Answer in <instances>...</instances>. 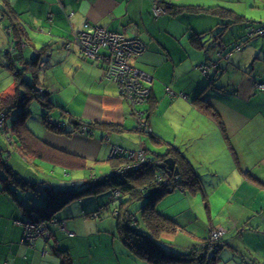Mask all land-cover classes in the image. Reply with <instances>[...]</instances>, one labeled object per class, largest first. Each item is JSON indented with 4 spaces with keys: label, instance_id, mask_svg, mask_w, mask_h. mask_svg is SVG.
<instances>
[{
    "label": "crops",
    "instance_id": "obj_1",
    "mask_svg": "<svg viewBox=\"0 0 264 264\" xmlns=\"http://www.w3.org/2000/svg\"><path fill=\"white\" fill-rule=\"evenodd\" d=\"M195 3L194 0H0V8L6 10L4 14L0 11V95L13 93L16 87L23 94L31 93L33 86L38 95L47 96L48 102L38 101L53 108L52 114L47 110L53 119L59 107L71 105L75 100L84 104L83 94L90 92L98 100L87 105L85 117L70 113L77 125L59 120L63 133L49 130L45 120L34 128L27 121L32 140L40 141L36 144L38 149L34 152L26 147L25 152L15 145V153L10 156L16 160V166L7 165L26 182L44 189V196L50 190L82 188L91 179L110 176L124 160L128 162L129 152L144 149L147 158L154 161L157 155L166 153L164 149L174 150L178 152L177 158L184 157L192 168L197 160L209 170L200 178L199 187L169 192L158 204V211L183 230L166 237L162 244L171 252L182 253L197 246L200 240L209 239L213 230L222 229L226 236L233 233L238 239L237 255L243 263L262 264L259 252L264 250L258 242L244 246L243 241L244 237L264 235V90L259 88L264 85V37L255 34L259 23L264 22L245 16L264 6V0H251L243 4L245 13L235 9L231 18L226 19L222 18L220 4L204 3L202 7L197 5L201 7L198 13L178 16L166 9L167 4ZM155 5L165 12L156 16ZM85 23L138 37L146 44V52L132 62L152 78L147 82L151 97L138 107L149 125V133L138 134L137 113L120 95L118 87L105 78L103 63L86 60L76 51L75 33ZM205 66L209 67L207 76L201 71ZM81 70L86 77L84 84L77 77ZM16 71L21 73L22 82H17ZM129 118L137 123H129ZM8 119L0 128L6 127L4 132L15 137ZM84 119L93 123H83L90 126L92 134L74 132ZM152 136L158 138L161 147L150 156L147 138L155 141ZM112 146L127 153L114 158L110 155ZM183 146L185 156L181 152ZM3 147L0 139L1 157ZM31 157L75 170L86 167L88 161L110 165L101 167V171L96 167L88 179L64 183L52 176L30 175V169L22 165L30 164ZM30 165L40 168L34 162ZM0 174L5 175L2 167ZM17 187L6 188L0 182V264H95L97 243L88 238L94 234L100 237L105 234L106 241L100 240L99 246L115 250L120 239L108 217L117 221L114 210L118 204H108L109 208L99 215L84 216L104 202L101 200L70 203L69 209L66 206L55 215L57 223L49 227V236L25 242V223L32 220L30 214H35L27 212ZM41 195L36 197L42 202ZM121 254L115 264H128L133 257L125 245ZM114 257L112 252H105L104 264H113Z\"/></svg>",
    "mask_w": 264,
    "mask_h": 264
},
{
    "label": "trees",
    "instance_id": "obj_2",
    "mask_svg": "<svg viewBox=\"0 0 264 264\" xmlns=\"http://www.w3.org/2000/svg\"><path fill=\"white\" fill-rule=\"evenodd\" d=\"M166 9L171 15L178 16L182 13H198L201 7L167 4ZM0 11L4 14L6 10L0 8ZM263 26L264 23H259L258 28ZM15 77L17 82L23 81L21 73H17V71ZM32 89V93L23 94L19 91V87H16L13 93L0 95V121L5 115L6 118L12 117L14 119V136L22 143L25 152L26 147H30L34 152L38 149L36 147L38 141L36 142L35 138L34 141L32 140L33 135L28 128L27 121L32 113L31 103L35 99L41 101L42 96L34 94V92L37 93L35 87L32 86ZM47 118L48 115L45 119ZM60 131H63V128ZM152 137L156 143H159L156 136ZM175 153L178 152L168 149L164 155H157L158 158L154 161L157 162L158 159H165L169 156L176 157L181 172L177 181H181L187 187H199L201 185L200 177L184 157L177 158ZM1 165L6 173L5 175L0 174V182L4 183L6 188L16 185L24 191L42 194L43 203L41 206L33 209L26 207L28 213L35 214H30L32 220H50L55 217L59 210L77 200L104 201L92 212L84 214L85 217L99 215L101 211L109 208L108 204L112 202L113 193L118 190L125 199L116 208L125 212L123 217L116 215L118 231L133 257L145 260L148 264H216L213 262L215 259H207L204 254L205 250L200 249L198 246H194L186 252L177 253L169 251L163 245L160 236L163 233L166 235L174 234L179 229V225L174 220L163 216L157 209L158 204L167 196L169 191V187L164 182L157 181L158 168L147 166L139 172L126 175L122 179L102 176L91 179L82 188L73 187V189L60 191L49 189L50 193L43 196V190L39 189L37 185L20 178L7 163L2 161ZM172 186L175 185L172 184ZM137 203L140 204L134 209ZM64 254L68 256L66 252Z\"/></svg>",
    "mask_w": 264,
    "mask_h": 264
},
{
    "label": "rangeland",
    "instance_id": "obj_3",
    "mask_svg": "<svg viewBox=\"0 0 264 264\" xmlns=\"http://www.w3.org/2000/svg\"><path fill=\"white\" fill-rule=\"evenodd\" d=\"M194 1L196 3L195 4H192V5H194L195 8H198L199 5L202 7L204 3H210V5L220 4L221 5L220 11L222 12V15H224L222 18L223 19H226V18H231V15L236 10L239 11V13H245L244 11H242L243 10V6L245 4H247V3H249L251 0H242L243 3H241V4L238 3V0H194ZM252 11L253 12L252 13H249V14H246L245 13V16L248 19H250V20H256L258 22L259 21L264 22V6H262L261 8H256L254 10L252 9ZM217 17L221 20V14H219V16H217ZM205 21H207V20H205ZM68 45L71 46V43L69 42L67 44V46ZM76 47H77V50L76 51H78V53H79V48H78V46H76ZM79 55H80V53H79ZM77 77H78L79 81L82 84H84L86 77L83 74L82 70L78 73ZM34 94H37V93L34 92ZM41 96H42L41 97V101L48 102L47 96L45 97L42 94H41ZM81 98H82L84 104H81L77 100H75L71 105L69 104V105H67L64 108H62V107L57 108L59 110H58L57 114H54L55 115V122L53 120V117H49L48 116V119H45L46 115L48 114V111L47 110H49L50 114H52L53 108L50 105H47V104L42 105L37 99H35L33 101L32 108H31V112L32 113H31V115L29 116V119H28L29 127H33L34 128L37 124H39V122L42 123V120H45V125L48 127L49 130H51L53 132L61 133L62 131H60V129L63 128V126H62V123L59 122V120H61L62 122L69 123V124L71 123L72 126H75V124L77 125L78 123L75 121L76 118L75 117H73V118L70 117V113H73V114L76 113L75 114L76 117L77 116L78 117H85V110H86L87 105L98 102V100H97V98L95 96H91L90 95V92H89V94H83L81 96ZM139 106H142V105H139ZM139 106L136 107V110L133 109V111L143 114L142 112L138 111V107ZM147 110H148V108H147ZM74 111H76V112H74ZM5 119H7L6 118V115H5ZM12 119H13L12 117L8 119V121H9L8 122V125L10 126V128L13 125V123L11 122ZM129 119H130L129 123H132V122L137 123L136 120H133L131 118H129ZM51 120H53V121H51ZM49 121H51L52 124ZM83 123H85V124L86 123L93 124L90 121L84 119V122H82V124L79 123V125H78L79 127L76 130H74V132H76V131L80 132V131L84 130L85 128H88L89 131L87 133H91L92 134V129L90 128V126L84 125ZM4 125H5V122H3V126ZM2 127L0 128V139H1V141H3L4 147L2 148V151H3V154L2 155L3 156L1 157V155H0V162L3 160L4 163H7V164H9L11 166H12V164H15V166H16V162H15L16 160L14 158L11 159L10 153H12V154L15 153L14 152L15 151L14 150V146L15 145L18 146V148L21 149V150H23L24 147L22 146V143H20L18 141L17 137H12V135L9 132L7 134V132H6L7 128L6 127H4V129L6 128V130H5L6 133H5L4 132V129H2ZM138 134L140 135V133H138ZM150 138L151 137H148L147 138V141H148L147 148L149 149V155L151 156L152 155V152L158 153L159 152V148L161 146H159V144H157L155 141L151 140L152 138L151 139ZM11 140H13L12 143H11ZM15 141H17V144H16ZM105 141H107V140H105ZM38 142L40 143V141H38ZM107 144H109V143H107ZM114 147L120 148L118 146H112L111 153H110L111 156L113 155L112 152H113V148ZM185 149H186L185 146H183V151L181 150V152H182V154L184 156H185V154H184ZM24 150H26V148ZM167 150H168V148L167 149H164L163 152H167ZM46 151H48V150H46ZM146 156H147V154H146ZM116 158L118 159L119 157H116ZM126 160H124V162H122L120 165L119 164L118 165L119 166L124 165ZM28 162H30V164L32 162H34V163H36L37 165L40 166V168L37 169L36 167H32L30 164H28V165L27 164L26 165L25 164L22 165L23 167H27V169L28 168L30 169V171H31V172H29L30 175H32L34 177L35 176H42V175L43 176H52V177H54L53 178L54 180L55 179H58V180L63 181L64 183H73V182H77L79 180H82L84 178H87L88 179V177H90L91 173H94L93 171H94V169L96 167H98V170L101 171L102 170L101 167L110 165L109 162H106L104 164H98L97 165V164L94 163V161H88L86 167H84V168H78V169L75 170V169H72L70 167H65V168L57 167L52 162L47 161V160H42L40 158L33 159V157H31V158H28ZM159 162H160V160L158 161V164H159ZM119 166H117V167H119ZM193 166H194L193 168L195 169V173L200 178H203L204 176H206V172L209 170V168L207 167V165H205V164L200 165L197 162V160L194 162ZM0 167H3V166L0 164ZM117 167H115V168H117ZM3 172L6 173L4 169H3ZM174 177H176V176H174ZM173 178H172V181H173V184L175 186H173L172 191L169 190L167 192V194H169V192H174L176 190H184L185 191L187 186H184L181 183V181H177L178 180V177H176L174 179ZM17 192H18L19 199L23 200V202L25 203V205H27L28 208H30V207L33 208L34 206L41 205V203H42L41 202V199L38 198V197H36V193L35 192L34 193H29V192L26 193L25 191H23V190H21L19 188L17 189ZM43 192H44V189H43ZM114 198L115 197L113 196V199H112V202H111L113 204L116 203V201H115ZM36 202H37V204H36ZM33 203H35V204H33ZM76 204L79 205L78 200L76 201ZM139 204L137 203V205L134 207V209H136V207H138ZM69 206H70V204H69ZM69 206H67L66 209H69L70 208ZM115 210L118 211V212H116ZM115 210H114V216L115 217H116V215L119 216V217H123L124 216V213H125L124 210H118V209H115ZM58 215H59V212H58ZM215 216H217L216 215V212H215ZM108 219H111L113 221L114 231H115V233H117L118 229L116 227L117 226L116 219H114L112 217H108ZM181 229H182V227L179 226V229H177L176 232L174 234H172V235H166V234L163 233L160 236L161 241L166 240V237L176 236V235H178L180 233H183L182 232L183 230L181 231ZM215 230H218V229H215ZM215 230H213L211 232V236L209 237V239L200 240L199 243H198V245H197L200 249L205 250V253L204 254H205L206 258L207 259L211 258L214 250L216 248H218V249L220 248L218 250V253H215V255H214L215 256V258H214L215 261L213 260V262H215L216 264H245V263L242 262V259L239 256V254L237 255V252H238V249H237L238 248V244H236V243H237L238 239L235 238V235L233 233H229L226 236L227 233L225 234V232H224L223 236L219 240L214 241V240H212V233ZM196 234L198 236L202 235V234H199V233H196ZM90 237L94 241H96V243H97L98 256L95 259V264H97V263L98 264L99 263H101V264L106 263L105 262L106 260L104 259V253L107 252V251L108 252H112L113 253V256H115L114 257L115 258L114 260L112 258L113 264H115V261L117 262V259H116L117 256L119 258H121V256H122V254H121L122 253V246L123 245L126 246V244L124 243V241H123V239H122L119 231L117 233V237L120 239L121 242L118 240L119 241L118 245H117V242H116L115 250H114V248H111V247L106 248L105 245L99 246V241L100 240L101 241H106L105 234H102V237H100L98 234H94L92 236L90 235L88 238H90ZM256 237L257 238L244 237V241H243L244 246L246 244L251 243V242H253V243L258 242V244L261 247L260 249L264 250V235L262 233H260V234L256 235ZM225 245H226V249H224L225 248ZM246 248L249 249V250H251V251H253V252L256 251L254 249L253 250L250 249L249 247H246ZM223 249H224V252H223ZM241 250H244V247H241ZM221 252H223V253H222L221 257H220V263H218L219 257H217V255L220 256V253ZM259 253L262 254V255H260V256H262V257H260V261H261L262 264H264V251L259 252ZM142 261L143 260H139V259H137L135 257L134 258L131 257L130 259H128V264H147V263H143ZM121 263L123 264V262H121Z\"/></svg>",
    "mask_w": 264,
    "mask_h": 264
},
{
    "label": "built area",
    "instance_id": "obj_4",
    "mask_svg": "<svg viewBox=\"0 0 264 264\" xmlns=\"http://www.w3.org/2000/svg\"><path fill=\"white\" fill-rule=\"evenodd\" d=\"M164 12L163 7L155 5L154 13L156 16H160ZM255 34L264 37V26L257 28ZM74 43L78 46L79 53L84 59L95 63H103L105 78L118 87L120 95L134 110H136L137 106L149 101L151 91L147 86V82L151 81L152 78L132 62L146 52V44L140 38L129 37L103 26L85 23L83 28L75 33ZM67 49L70 50L69 45ZM201 71L207 76L209 67H201ZM259 88L264 90V85H259ZM168 91L170 92L169 89ZM135 113H137L138 118L137 131L139 133H149L150 128L145 121L144 115L138 112ZM5 120V117L1 118V126H3ZM53 120L55 122V119ZM51 121L49 122L52 124ZM88 131V128H85L81 133L84 134ZM106 142L109 143V140ZM114 153H119L115 156L121 157L127 152L122 148L114 147L112 156H114ZM127 156L129 158L128 162L115 168L109 177L122 179L126 175L139 172L149 165L150 161L144 149L129 152ZM157 181L164 182L169 187V190L172 191L173 181L166 174L157 175ZM113 196L116 201L114 204H122L123 200H125L118 190L113 193ZM55 223H57V220L54 218L50 220H31L25 223L24 241L29 243L44 235L49 236V227ZM223 234L224 230H215L212 233V240H219Z\"/></svg>",
    "mask_w": 264,
    "mask_h": 264
},
{
    "label": "flooded vegetation",
    "instance_id": "obj_5",
    "mask_svg": "<svg viewBox=\"0 0 264 264\" xmlns=\"http://www.w3.org/2000/svg\"><path fill=\"white\" fill-rule=\"evenodd\" d=\"M167 158H173L174 160H175V163H176V166H177V168H178V171H168L167 169H161V168H159L158 166H159V164H161V163H163L164 162V160L165 159H167ZM167 158H165V159H158V161L160 160V162H159V164H158V161L157 162H155V161H150L149 162V167H154V168H158L157 170H158V172H159V174H166L167 176H168V178L170 179V180H172V178L174 177V176H176V177H178L179 178V176H180V174H181V172H180V167H179V165H178V162H177V160L174 158V157H167ZM157 163V164H156ZM156 164V165H155ZM158 174V175H159ZM176 177H174V178H176ZM156 178H157V175H156ZM173 178V179H174ZM210 257V256H209Z\"/></svg>",
    "mask_w": 264,
    "mask_h": 264
},
{
    "label": "water",
    "instance_id": "obj_6",
    "mask_svg": "<svg viewBox=\"0 0 264 264\" xmlns=\"http://www.w3.org/2000/svg\"><path fill=\"white\" fill-rule=\"evenodd\" d=\"M158 167L161 168V169H167L168 171H178V168L176 166L175 160L173 158L165 159L164 162L159 164ZM73 187H69L68 189H73Z\"/></svg>",
    "mask_w": 264,
    "mask_h": 264
},
{
    "label": "bare ground",
    "instance_id": "obj_7",
    "mask_svg": "<svg viewBox=\"0 0 264 264\" xmlns=\"http://www.w3.org/2000/svg\"><path fill=\"white\" fill-rule=\"evenodd\" d=\"M48 115V114H47ZM48 119V118H47ZM117 154H119V153H114V158H116L117 156H115V155H117ZM148 166V165H147ZM146 166V167H147ZM220 249V248H219ZM218 248H216L215 250H214V252H213V254H212V256H211V258H209V259H212V258H215V253H218V250H219ZM217 257H218V255H217Z\"/></svg>",
    "mask_w": 264,
    "mask_h": 264
}]
</instances>
